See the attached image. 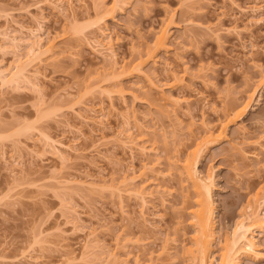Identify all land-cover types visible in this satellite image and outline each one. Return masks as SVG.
I'll use <instances>...</instances> for the list:
<instances>
[{"label":"rangeland","instance_id":"obj_1","mask_svg":"<svg viewBox=\"0 0 264 264\" xmlns=\"http://www.w3.org/2000/svg\"><path fill=\"white\" fill-rule=\"evenodd\" d=\"M61 1L0 0V68L26 62L36 38L50 49L0 86V264H192L195 192L182 165L226 124L195 166L212 185L217 264L264 200V0ZM98 29L113 54L93 48ZM40 133L65 145L62 159ZM257 237V258L239 264H264Z\"/></svg>","mask_w":264,"mask_h":264},{"label":"bare ground","instance_id":"obj_2","mask_svg":"<svg viewBox=\"0 0 264 264\" xmlns=\"http://www.w3.org/2000/svg\"><path fill=\"white\" fill-rule=\"evenodd\" d=\"M59 2L60 4L62 3L61 0H58V3ZM68 3L70 2L68 1ZM167 28L168 24L167 26L164 25V27L159 28L157 33H155L154 44L150 49L152 53L166 48L168 35ZM98 33H100V36L104 41L93 40V48H95V50L98 49L99 52L105 51L109 54H113L112 46L109 40H106L108 35L102 29H98ZM7 37L12 43L13 48H18L21 46V43H23V41L16 36ZM26 47V62H20L19 60L9 69L3 70L0 68V86L17 85L22 78H25L24 76L26 72H28L26 71V66L34 61L41 62V57L50 52V49L43 48L44 46L41 38H36L34 41L28 43ZM134 70L136 69L134 68ZM254 93L252 92V94L247 97L248 101L252 99ZM248 106L249 102L244 105L235 104L232 109L233 112H235L233 114V119L240 117ZM226 127L227 125L225 124V126L221 125L217 131L207 130L204 137L195 144L194 149L187 155L188 157L184 160L182 165V170L186 174L187 179L191 182V186L195 192V209L190 211L196 229V238L193 243L194 251H190L192 264H208V254L211 250V241L214 236V210L211 196L212 185L209 176L208 178H201L196 174V159L201 147L207 144H213L222 139ZM40 135L43 147L51 150L50 152L53 155H61L64 153L62 151L65 150L60 149H65V147H63L65 145L60 144L59 141L56 142V140H53L49 135H45L44 133H40ZM58 146H60L59 149ZM144 150L145 148L142 149V151ZM60 157L62 159L63 155ZM263 204L264 200H261V202L255 200L252 205L248 206V211L240 216L231 235L225 240L223 247H221L220 259L217 264H239L240 259L242 258L256 257L259 250H257V247L259 246L256 241L258 240L257 236L264 235V210H261Z\"/></svg>","mask_w":264,"mask_h":264}]
</instances>
